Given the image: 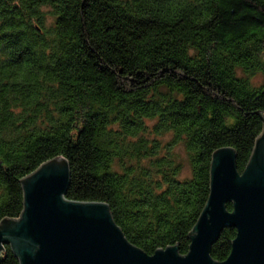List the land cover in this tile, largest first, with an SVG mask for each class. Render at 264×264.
Here are the masks:
<instances>
[{"label": "trees", "instance_id": "16d2710c", "mask_svg": "<svg viewBox=\"0 0 264 264\" xmlns=\"http://www.w3.org/2000/svg\"><path fill=\"white\" fill-rule=\"evenodd\" d=\"M257 75L264 0H0V224L22 216L21 181L61 157L67 200L107 204L148 256H186L213 154L234 149L242 174L263 132Z\"/></svg>", "mask_w": 264, "mask_h": 264}, {"label": "water", "instance_id": "95a60500", "mask_svg": "<svg viewBox=\"0 0 264 264\" xmlns=\"http://www.w3.org/2000/svg\"><path fill=\"white\" fill-rule=\"evenodd\" d=\"M258 115L264 125L263 113ZM210 178L189 253L169 247L148 256L127 241L107 204L66 199L70 168L56 158L21 181L24 211L0 224V262L9 245L20 264H264V127L242 174L236 151L223 148L212 156ZM230 228L237 231L231 254L218 263L212 248Z\"/></svg>", "mask_w": 264, "mask_h": 264}, {"label": "rangeland", "instance_id": "374dc122", "mask_svg": "<svg viewBox=\"0 0 264 264\" xmlns=\"http://www.w3.org/2000/svg\"><path fill=\"white\" fill-rule=\"evenodd\" d=\"M251 83L253 86L259 87L264 83V76L263 75H257L253 78H251ZM190 172H189V167H186V172L185 175L189 176Z\"/></svg>", "mask_w": 264, "mask_h": 264}]
</instances>
